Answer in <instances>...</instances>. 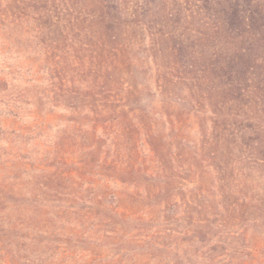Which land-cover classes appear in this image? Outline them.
I'll use <instances>...</instances> for the list:
<instances>
[{
  "label": "trees",
  "instance_id": "obj_1",
  "mask_svg": "<svg viewBox=\"0 0 264 264\" xmlns=\"http://www.w3.org/2000/svg\"><path fill=\"white\" fill-rule=\"evenodd\" d=\"M13 54L5 148L24 111L37 126L68 112L70 143L0 155L14 173L0 174V260L264 264V0H0V56ZM74 215L79 230L56 227Z\"/></svg>",
  "mask_w": 264,
  "mask_h": 264
},
{
  "label": "rangeland",
  "instance_id": "obj_2",
  "mask_svg": "<svg viewBox=\"0 0 264 264\" xmlns=\"http://www.w3.org/2000/svg\"><path fill=\"white\" fill-rule=\"evenodd\" d=\"M4 62H6V64L11 65V66H15L17 67L18 64H22L24 65V60L22 58H16V55L13 54L7 58H3L0 56V64L4 65ZM7 72V70H6ZM19 74V75H18ZM21 75V76H20ZM12 76H16L17 80H15L13 82V86H16V88H20L22 86H24V83L20 81V77H22V74H20V72L15 73ZM22 116H23V121L30 127L26 128V133L24 134L23 138H15V139H11L12 143L9 144V150L5 145V139L3 134H0V155L4 156V154H6L7 157H5V160H14L15 158L22 161L23 162H30V160H40L42 159L44 156H46V152L53 149V146L57 143L60 142L61 144H63L64 146L68 145L70 142L67 139L66 135H64V127L66 126V122L69 119V113L66 112L65 110H58L56 112V114H54L53 116H50L48 118V121H43L41 122L38 126L37 124L32 123L30 116L28 115V113H26L25 111L22 112ZM0 122H2V127L3 129H7L8 132L12 131V119H9L6 117L5 115V111H4V106L0 101ZM21 123V122H20ZM18 122V124H16V127L20 126V124ZM27 125V126H28ZM12 126V128H11ZM7 149V150H6ZM8 154V155H7ZM2 174V176H11L14 175V173H11V171L8 172H2L0 173ZM24 177V179L26 180H32L35 175L33 176L32 174L27 175V176H22V178ZM32 178V179H31ZM23 179V180H24ZM25 180V181H26ZM33 180L32 182H29L27 187L25 186L24 190L28 191V190H32L33 188H35V184H34ZM38 181V180H37ZM75 181V180H74ZM76 184H81L84 183L83 185V190H88V192L83 193V196L85 197L84 200H86L87 198H91V188L90 185H88V183L80 181L79 178H76L75 181ZM122 188V187H121ZM76 190L78 189L76 185L73 184V182H68V183H64L62 185V192L63 193H68L70 190ZM61 200L59 201V204L61 207L67 208V206L69 204H71V202H69L68 200L70 199L67 195H61V197H59ZM78 207H82L84 205L88 206V204L85 203H80L78 202L76 204ZM69 207V206H68ZM14 216H16L15 212H14ZM64 220H61L59 222H57L56 220H54L56 227L57 226H64L66 228V230H68L69 228H76L77 230H79L81 223H83L84 221L79 218L77 216V218L72 217V218H63ZM75 252H73L74 254ZM40 254H38L39 256ZM41 258V260H45V258H50V259H59L61 257H64L62 255V252L59 251L55 254H51V253H46L45 255H41L39 256ZM85 258H84V253H75V259L73 261L72 264H82L84 262ZM71 262V261H70ZM0 264H9L8 261L5 259L0 260ZM35 264H39L38 262H36Z\"/></svg>",
  "mask_w": 264,
  "mask_h": 264
}]
</instances>
